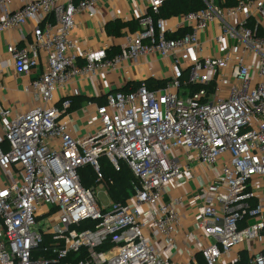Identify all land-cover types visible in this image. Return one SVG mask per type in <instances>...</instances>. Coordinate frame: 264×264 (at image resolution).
<instances>
[{
  "label": "built area",
  "instance_id": "2783aa9c",
  "mask_svg": "<svg viewBox=\"0 0 264 264\" xmlns=\"http://www.w3.org/2000/svg\"><path fill=\"white\" fill-rule=\"evenodd\" d=\"M144 1L134 31L75 53V17L98 0H0V33L18 32L6 52L29 75L28 108L0 104V264H264V0H203L176 38L154 19L164 0ZM209 42L219 55L203 54ZM148 56L170 61L168 76L147 77L164 85L140 79L71 109L76 77ZM102 157L137 181L108 208L95 198L108 196ZM195 165L193 190L165 191ZM87 166L95 189L81 183Z\"/></svg>",
  "mask_w": 264,
  "mask_h": 264
},
{
  "label": "crops",
  "instance_id": "0c3cea01",
  "mask_svg": "<svg viewBox=\"0 0 264 264\" xmlns=\"http://www.w3.org/2000/svg\"><path fill=\"white\" fill-rule=\"evenodd\" d=\"M145 11L146 2L144 0H98L94 7V13L79 12L75 17V25L71 34V39L75 44V53L84 50L99 51L108 42L118 40L115 36L107 34L106 25L116 19L123 22L126 19L135 20ZM165 26L171 32L187 29L183 25L182 15L165 19ZM124 29H122V32ZM17 39L18 32L15 29L0 33V65L7 61V67L2 68L0 72V104L2 107L13 106L14 110L23 111L28 108L29 100L22 90V83L29 79V75L15 73L13 63L6 52L7 46L16 42ZM204 39L205 35L201 34L200 40L204 41ZM211 45L209 42L204 46L203 54L206 56L219 55V51ZM171 70L169 60L148 56L138 61L124 62L119 70L109 69L106 72H98L90 76L76 77L67 86V91L75 96L85 98L83 104L78 107L79 110L87 108L92 111L93 104L102 101L108 90L114 91L124 87L127 80L139 81L147 77L159 79L168 76ZM88 102H91V104L88 105ZM81 133H85V128H79V134ZM2 134L0 127V142ZM181 165L183 166L182 163ZM196 166H192L191 174H180L178 179L166 186L165 191L176 194L193 190L196 181H200L198 176L193 174L196 173ZM167 193H165L164 201L169 200ZM198 259L200 264H203L200 256H198Z\"/></svg>",
  "mask_w": 264,
  "mask_h": 264
},
{
  "label": "trees",
  "instance_id": "16d2710c",
  "mask_svg": "<svg viewBox=\"0 0 264 264\" xmlns=\"http://www.w3.org/2000/svg\"><path fill=\"white\" fill-rule=\"evenodd\" d=\"M215 2L220 6H233L237 3V0H215ZM204 6L205 4L203 0H164L161 7L159 8V12L154 14V19L162 18L165 20L172 16L184 15L189 12L202 9L204 8ZM123 28H126L129 31H134L137 28L136 20L123 22L119 19H116L106 25V32L109 35L117 37L122 34ZM186 32H188V29L178 30L173 33H167L166 37L176 38L182 36ZM117 51L118 48H111L107 51L106 56L111 57ZM138 84L139 83L137 81L128 82L123 87V90L129 91L131 89H135ZM145 84L149 88H155L164 85V82L154 80L152 78H147ZM69 99L71 100V109H78V107H80L85 100V98L82 96H72L69 97ZM1 145L3 148H5L3 144ZM103 159L106 158L102 157L100 159L101 166ZM102 172L107 182L109 198L112 201H124L131 194L133 187L137 182L136 179L132 176L126 164L124 162H120L118 170H116L114 167L109 168L108 166H106V164H104L102 166ZM79 174L82 185L85 187H89L90 183L92 182V178L94 179V173L92 169L89 166L83 167L79 170ZM91 223L95 222L93 221ZM87 225L90 224L84 223V225L80 226V229L86 228ZM73 257H75V255L71 254L68 259L73 260ZM79 258L81 257H77V259Z\"/></svg>",
  "mask_w": 264,
  "mask_h": 264
},
{
  "label": "rangeland",
  "instance_id": "374dc122",
  "mask_svg": "<svg viewBox=\"0 0 264 264\" xmlns=\"http://www.w3.org/2000/svg\"><path fill=\"white\" fill-rule=\"evenodd\" d=\"M104 164H106V166H108L109 168L112 167L111 164L108 162L107 159H103V160H102V166H103ZM102 166H101V167H102ZM6 178H7V176H6ZM91 181H92V182L90 183L89 187H92L93 189H95V188H96V184L94 183V179L92 178ZM95 198H96V202H97V204H98L100 207H106V208H108V207H109V205H108L109 202L112 201V200L109 198V196H107V195L104 194L103 189H99V188H96V189H95ZM42 224H43V228L46 226V223L43 221V222H41V223L38 225V227H39V226L42 227Z\"/></svg>",
  "mask_w": 264,
  "mask_h": 264
},
{
  "label": "water",
  "instance_id": "95a60500",
  "mask_svg": "<svg viewBox=\"0 0 264 264\" xmlns=\"http://www.w3.org/2000/svg\"><path fill=\"white\" fill-rule=\"evenodd\" d=\"M128 82H133V80L126 81V82H125V85H126ZM125 85H124V86H125Z\"/></svg>",
  "mask_w": 264,
  "mask_h": 264
}]
</instances>
